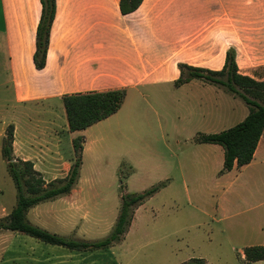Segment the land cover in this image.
Returning a JSON list of instances; mask_svg holds the SVG:
<instances>
[{
  "label": "rangeland",
  "instance_id": "obj_1",
  "mask_svg": "<svg viewBox=\"0 0 264 264\" xmlns=\"http://www.w3.org/2000/svg\"><path fill=\"white\" fill-rule=\"evenodd\" d=\"M198 8L197 57L218 70V48H234L240 73L264 80V0H198ZM5 42L0 38V219L18 200L2 156L8 126H16L47 182L67 175L66 164L75 160L73 140L83 135L79 180L72 190L74 200L83 201L79 212L87 215L82 220L80 213L71 232L58 231L53 223L36 224L28 212L31 224L71 239L102 240L115 226L122 195L159 190L135 209L123 240L111 248L76 251L80 262L69 264H187L193 259L264 264L249 263L243 255L246 247L264 245V162L255 175L253 169L244 176L238 169L221 173L224 149L195 141L200 133H220L242 122L249 109L240 98L201 80L179 88L161 84L131 91L116 114L72 133L62 102L15 103ZM207 46L212 51L206 54ZM66 207L57 199L37 210ZM67 250L0 232V264H57ZM31 251L36 261L29 260Z\"/></svg>",
  "mask_w": 264,
  "mask_h": 264
},
{
  "label": "crops",
  "instance_id": "obj_2",
  "mask_svg": "<svg viewBox=\"0 0 264 264\" xmlns=\"http://www.w3.org/2000/svg\"><path fill=\"white\" fill-rule=\"evenodd\" d=\"M119 1L57 0L46 67L37 70L33 56L42 12L40 0H0V38L6 40L8 85L12 86L15 103L62 102L67 94L117 89H126L127 94L141 93L142 89L174 83L181 63L214 70L207 58L203 62L197 57L198 0H144L127 15L120 13ZM211 51L207 46L206 54ZM218 53L216 65L220 70L225 63V46H220ZM14 128L13 155L34 161L36 167L39 160L26 150ZM263 162L264 133L252 162L241 168L235 166L231 172L238 169L244 176L253 169L255 175L256 166ZM70 167L66 164L67 173ZM74 194L72 190L57 198L68 206L64 209L37 210L39 204L29 215L33 213L36 224L45 227L53 223L58 231L71 232L79 226L80 213L82 220L88 213L79 212L77 207L83 201H75ZM67 251L57 264L80 262L82 254ZM28 255L31 262L36 261L32 251Z\"/></svg>",
  "mask_w": 264,
  "mask_h": 264
},
{
  "label": "trees",
  "instance_id": "obj_3",
  "mask_svg": "<svg viewBox=\"0 0 264 264\" xmlns=\"http://www.w3.org/2000/svg\"><path fill=\"white\" fill-rule=\"evenodd\" d=\"M144 0H120L122 15L135 12ZM42 12L36 32V50L33 63L37 70L46 67L50 33L57 14V0H40ZM180 75L175 87L193 80L224 88L240 98L249 109L246 118L227 130L214 134H198L199 144L219 145L224 149L223 170L231 171L250 164L264 133V80H257L240 73L234 48L226 51L225 63L220 70H210L188 64H179ZM127 97L126 89L106 92H86L64 95L62 98L70 132L84 131L116 114ZM14 126L7 128L2 156L7 163L9 175L18 190V200L12 212L0 219V232L12 231L34 238L49 245L60 246L71 251L88 252L111 248L123 240L133 220L135 209L153 196L159 187L141 194H126L121 197V207L111 233L102 240L87 241L67 238L51 233L31 224L27 219L30 209L37 205L68 195L78 183L85 139L73 140L75 160L67 175L47 182L30 160H21L13 155ZM244 259L249 263L264 261V245L244 249ZM187 264H206L203 259H193Z\"/></svg>",
  "mask_w": 264,
  "mask_h": 264
}]
</instances>
